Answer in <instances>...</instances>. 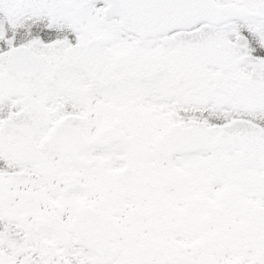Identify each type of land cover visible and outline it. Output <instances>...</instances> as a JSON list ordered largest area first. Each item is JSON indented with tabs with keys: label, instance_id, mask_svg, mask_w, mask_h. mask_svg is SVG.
Instances as JSON below:
<instances>
[{
	"label": "snow or ice",
	"instance_id": "6c2138e0",
	"mask_svg": "<svg viewBox=\"0 0 264 264\" xmlns=\"http://www.w3.org/2000/svg\"><path fill=\"white\" fill-rule=\"evenodd\" d=\"M0 264H264V0H0Z\"/></svg>",
	"mask_w": 264,
	"mask_h": 264
}]
</instances>
